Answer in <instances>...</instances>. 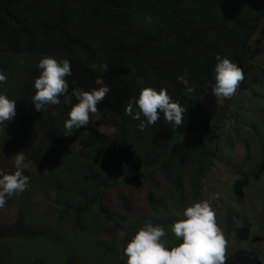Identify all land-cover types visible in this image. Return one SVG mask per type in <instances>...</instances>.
<instances>
[{
    "label": "trees",
    "instance_id": "obj_1",
    "mask_svg": "<svg viewBox=\"0 0 264 264\" xmlns=\"http://www.w3.org/2000/svg\"><path fill=\"white\" fill-rule=\"evenodd\" d=\"M254 40L258 45L264 41V0H0V71L7 76L0 92L16 101L15 117L21 125L29 124L6 163V174H13V158L20 152L27 158L22 171L29 185L15 199L24 198L28 209V197L47 196L39 191L46 186L50 198L44 204L47 199L50 202L43 214L67 217L76 230L88 219L100 228L93 245L97 259L120 238L125 248L130 235L145 225L128 220L135 187L147 184L143 198L153 212L164 215L166 204L161 205L155 196L160 187L158 176L171 187V200L184 202L183 170L192 162L195 175L189 186L193 200L197 199L198 183L203 180L199 158L206 150L204 141L177 137L218 123L221 102L210 87L204 91L205 85L214 83L215 56L230 59L250 78L253 61L249 53ZM49 55L70 61L69 95L73 87L111 88L89 125L71 135L64 134L71 105L64 104L63 97L61 105L49 106L45 112H37L31 101L39 61ZM185 72L190 73L192 93L177 81ZM253 82L244 80L241 91ZM146 87L166 88L174 101L187 108L183 125L174 129L161 113L155 126L144 131L137 128L139 122L127 116L124 107ZM72 103H76L74 97ZM101 126L113 132L103 134ZM11 131L0 129V141L16 144ZM263 174L264 163L254 176L261 179ZM243 184H248L246 178L235 188L240 197ZM128 187L132 190L125 193L123 188ZM115 200L125 217L115 218L109 211ZM236 238L248 240L249 227L237 230ZM78 241L83 243L82 238ZM2 259L8 262L5 251H0V264ZM226 264L263 262L254 250L239 249L227 255Z\"/></svg>",
    "mask_w": 264,
    "mask_h": 264
},
{
    "label": "rangeland",
    "instance_id": "obj_2",
    "mask_svg": "<svg viewBox=\"0 0 264 264\" xmlns=\"http://www.w3.org/2000/svg\"><path fill=\"white\" fill-rule=\"evenodd\" d=\"M256 42L254 40L251 43L249 53V59L253 61V76L245 78L246 84L254 81L250 88L241 91L239 87L232 99L219 103L218 123L214 126L177 137L180 141H204L206 150L199 158L203 163V180L198 183L197 199L193 200V190L191 192L189 186L195 175L192 162L183 170L184 198L187 199L184 202L172 201L171 187L166 184L163 176H158L160 187L155 196L161 205L166 204L167 211L164 215L153 212L143 198L149 190L147 184L135 187L133 196L129 198V222H172L171 225L163 226L167 232L163 241L169 249L182 243V240H177L172 234L171 226L184 218L183 211L192 204L219 193V198L211 203L217 212V221L229 241L227 255L239 249L254 250L264 264V174L261 179L254 176L264 163V41L259 45ZM22 125L21 119L17 117L7 125V129L9 127L12 130L16 144L0 141V170L5 173L6 163L15 154L16 145L20 143L19 135L27 131L29 124ZM99 129L106 135L113 132L110 127L101 126ZM245 178L248 184L242 185L243 196L240 197L235 188ZM45 187L40 186L39 191L47 196L38 195L37 199L28 197L31 203L28 209L24 207L25 199L19 202L15 199L16 195L0 208V251L7 253L10 264H127L128 258L124 255L122 243L124 239H118L110 250L102 251L103 258L99 260L93 245L94 238L101 234V230L94 222L88 219V222H82V226L76 230L67 217L53 218L52 214L50 218L43 214L45 205L50 202L47 199L48 202L44 204L45 198H50V191ZM123 190L130 193L132 189L128 187ZM115 202L109 211L115 218L125 217L119 209L118 201ZM58 210L63 212L64 207L59 206ZM35 211L40 214L34 215L32 212ZM155 214L160 216L157 218ZM245 226L250 229V238L238 241L236 231ZM121 236L124 237V234ZM132 237L130 235V241ZM78 238H82L83 243ZM8 262L3 259L1 261L2 264Z\"/></svg>",
    "mask_w": 264,
    "mask_h": 264
},
{
    "label": "clouds",
    "instance_id": "obj_3",
    "mask_svg": "<svg viewBox=\"0 0 264 264\" xmlns=\"http://www.w3.org/2000/svg\"><path fill=\"white\" fill-rule=\"evenodd\" d=\"M151 22V17H146ZM214 68V83L205 85L204 91L210 87L217 102L232 99L245 80L242 68L228 58L217 54ZM39 76L35 79V93L31 97L37 112L47 111L49 106L71 105L68 118L64 121V134L71 135L73 130L86 128L91 117L98 113V105L103 103L111 92L108 86L91 90L73 87L70 92L68 77L73 75L72 65L67 58L57 59L46 56L39 61ZM190 73L177 76L187 93H192ZM7 83V76L0 71V85ZM75 83V82H73ZM73 97L76 103H72ZM124 112L133 120L138 121L137 128L144 131L155 126L163 114V119L174 129L184 123L187 108L174 101L166 88L159 91L151 87L143 88L138 97H131ZM16 101L9 99L0 92V129H6L8 122L16 116ZM53 116L57 115L55 111ZM16 171L6 174L0 170V208L8 199L23 193L29 185V177L23 174L26 167V155L18 153L14 158ZM219 193L210 199L194 203L183 211V219L171 226V232L177 240H182L178 246L169 249L163 238L167 235L165 227L151 222L139 228L131 241L124 248L127 264H226L229 241L217 221V212L211 201L218 199Z\"/></svg>",
    "mask_w": 264,
    "mask_h": 264
}]
</instances>
